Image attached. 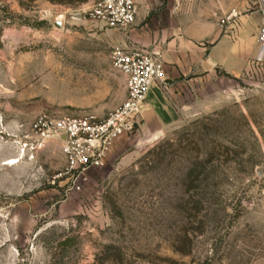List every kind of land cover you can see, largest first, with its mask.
Listing matches in <instances>:
<instances>
[{
  "label": "rangeland",
  "instance_id": "obj_1",
  "mask_svg": "<svg viewBox=\"0 0 264 264\" xmlns=\"http://www.w3.org/2000/svg\"><path fill=\"white\" fill-rule=\"evenodd\" d=\"M91 6L0 0V264H264L258 52L219 70L220 99L151 101L102 167L73 170L38 139L41 117H104L127 97L111 52L131 27Z\"/></svg>",
  "mask_w": 264,
  "mask_h": 264
},
{
  "label": "crops",
  "instance_id": "obj_2",
  "mask_svg": "<svg viewBox=\"0 0 264 264\" xmlns=\"http://www.w3.org/2000/svg\"><path fill=\"white\" fill-rule=\"evenodd\" d=\"M136 22L118 46L158 51L163 56L164 87L155 81L145 114L154 99H220L219 70L239 75L257 54L261 13L244 11L250 0H137ZM254 21V24H251ZM173 81V83H170ZM234 92V85L230 86ZM229 93V87H226ZM153 99V100H152ZM155 106L154 104H152ZM170 105L165 110L171 113ZM147 117V116H146Z\"/></svg>",
  "mask_w": 264,
  "mask_h": 264
},
{
  "label": "built area",
  "instance_id": "obj_3",
  "mask_svg": "<svg viewBox=\"0 0 264 264\" xmlns=\"http://www.w3.org/2000/svg\"><path fill=\"white\" fill-rule=\"evenodd\" d=\"M256 2L261 13L256 62L264 64V0ZM137 14V0H92L90 9L93 19L116 28L131 27ZM111 63L126 77L127 97L106 116L86 114L53 120L41 117L33 125L38 139H56L61 143V152L73 170L102 167L115 143L142 124L152 84L155 81L164 87L168 84L163 77V56L158 51L115 46Z\"/></svg>",
  "mask_w": 264,
  "mask_h": 264
},
{
  "label": "water",
  "instance_id": "obj_4",
  "mask_svg": "<svg viewBox=\"0 0 264 264\" xmlns=\"http://www.w3.org/2000/svg\"><path fill=\"white\" fill-rule=\"evenodd\" d=\"M55 25H56L57 27L60 26V22L57 21V22L55 23Z\"/></svg>",
  "mask_w": 264,
  "mask_h": 264
}]
</instances>
